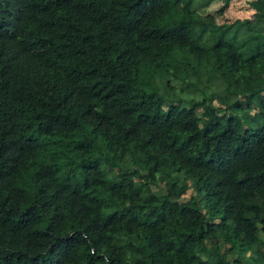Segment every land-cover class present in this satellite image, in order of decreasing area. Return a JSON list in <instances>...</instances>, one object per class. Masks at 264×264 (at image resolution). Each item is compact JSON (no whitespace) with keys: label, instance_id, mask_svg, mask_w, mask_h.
Returning a JSON list of instances; mask_svg holds the SVG:
<instances>
[{"label":"trees","instance_id":"1","mask_svg":"<svg viewBox=\"0 0 264 264\" xmlns=\"http://www.w3.org/2000/svg\"><path fill=\"white\" fill-rule=\"evenodd\" d=\"M221 1L0 0V264H264V0Z\"/></svg>","mask_w":264,"mask_h":264},{"label":"rangeland","instance_id":"2","mask_svg":"<svg viewBox=\"0 0 264 264\" xmlns=\"http://www.w3.org/2000/svg\"><path fill=\"white\" fill-rule=\"evenodd\" d=\"M248 0H230L228 7L224 10V15L232 19H243L246 17L244 5H246ZM222 5L221 0H198L195 10L201 16H215L216 11L220 9ZM177 71V68H176ZM202 83L206 84L205 79L202 80ZM217 90H221L220 85L217 84ZM205 97H202V99ZM237 96L231 95L228 102L225 105H231Z\"/></svg>","mask_w":264,"mask_h":264}]
</instances>
